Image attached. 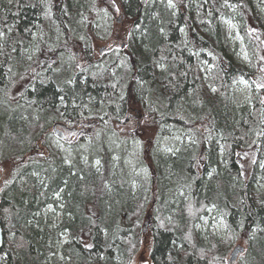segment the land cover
<instances>
[{"label": "trees", "instance_id": "trees-1", "mask_svg": "<svg viewBox=\"0 0 264 264\" xmlns=\"http://www.w3.org/2000/svg\"><path fill=\"white\" fill-rule=\"evenodd\" d=\"M170 1L121 0L137 27L127 54L80 70L65 45L91 55L107 40L103 0H0V169L14 164L0 264H132L144 220L148 264H228L237 240L239 264H264V0ZM221 18L236 24L247 65ZM241 79L252 103L231 106ZM130 113L140 130L120 129ZM60 121L89 122L90 134L68 144L48 133ZM42 137L47 156L33 153ZM209 212L222 235L198 228Z\"/></svg>", "mask_w": 264, "mask_h": 264}, {"label": "rangeland", "instance_id": "rangeland-1", "mask_svg": "<svg viewBox=\"0 0 264 264\" xmlns=\"http://www.w3.org/2000/svg\"><path fill=\"white\" fill-rule=\"evenodd\" d=\"M114 1L115 0H104L103 2L105 3L106 6L110 7L112 10L114 8ZM151 0H146V3ZM168 2L171 3L170 0ZM117 5L119 8H115L113 10L114 12V18L113 21L114 25L113 28L110 30L109 35H108V40L107 41H101V40H94L93 41V46H92V54L89 55L87 50V57L85 55L83 45L81 43H77L76 41H71L69 43V50L72 55V59H74L73 53L79 52L80 54H84V58L82 57L81 60L74 61V64L79 63L80 65H75L77 67H81V70L87 69L92 65L93 58L98 59L99 57L105 55L101 54L100 51L103 50L105 47L108 46V41H113L116 45L114 48H119L122 46V44L126 43L127 40L130 38V33L134 31L136 28H134L133 21H129L127 17L123 16L122 9L120 2L117 1ZM121 18V21L119 23L116 22V20ZM222 31H223V39L225 44L228 46L229 52L233 55V59L235 61H239L240 63H243L245 65L248 64V55H247V50L245 48V44L243 43V39L238 32V29L236 27V24L230 20V19H225L221 18L220 19ZM113 38V39H112ZM115 40V41H114ZM235 43L237 46H235ZM74 46V47H73ZM125 49V48H124ZM94 56V57H93ZM86 57V59H85ZM94 63V62H93ZM25 79V77L23 78ZM20 83L22 82V80ZM17 80V79H15ZM14 81V80H13ZM12 93V92H11ZM252 85L249 81H246L244 79L238 80L231 91V97H230V104L231 106H243L246 104H251L252 99ZM136 110L133 107L128 108L127 110ZM143 119H139L134 113L132 114L131 118L129 121L133 123L132 127L128 126L127 131L133 132V131H138L142 127L140 124L142 123ZM89 123V122H88ZM144 124V123H143ZM57 127L62 130L67 137L68 141H66L68 144L70 143H76L77 139L79 140L80 138L84 136H88L90 134L89 130L90 127H79V126H68L66 124H58ZM53 128H51L48 132H52ZM125 130V129H124ZM127 135V134H126ZM46 136V133H45ZM152 136V134H151ZM44 141V137L40 139V141L36 144L33 153L37 154L38 156H47V148L43 147L42 142ZM30 154V153H29ZM11 167H14L13 165H4L3 169H0V184L4 183L5 180H7L10 176ZM261 168L263 165L261 164ZM146 220H144V223ZM199 229H202L204 232L205 231H210L212 233H217L219 235H222L224 231L226 230V222L224 221V218L222 216L217 217L214 215L213 212H209L208 216L204 217L202 219L201 224L198 226ZM236 245H243L245 246V253L239 257V260L243 258L246 254L247 251V244L244 241L237 240ZM152 249V237L151 234H145L142 245L140 247V250L137 255H135L132 264H147L151 263V253ZM232 250V249H231ZM239 264V263H236Z\"/></svg>", "mask_w": 264, "mask_h": 264}, {"label": "water", "instance_id": "water-1", "mask_svg": "<svg viewBox=\"0 0 264 264\" xmlns=\"http://www.w3.org/2000/svg\"><path fill=\"white\" fill-rule=\"evenodd\" d=\"M62 136V133H61ZM1 202H2V196L0 194V249L3 246L4 243V233H3V227H2V219H1ZM151 229L152 226H148V223L145 224V228H144V232H147L148 229ZM244 252V247L243 246H237L233 249V251L231 252V258H230V262L233 264V262L235 260H237L239 254Z\"/></svg>", "mask_w": 264, "mask_h": 264}, {"label": "bare ground", "instance_id": "bare-ground-1", "mask_svg": "<svg viewBox=\"0 0 264 264\" xmlns=\"http://www.w3.org/2000/svg\"><path fill=\"white\" fill-rule=\"evenodd\" d=\"M69 43H70V41H67V43H66V45H65V51L67 52V54L68 55H70L71 56V58H72V55H71V52H70V50H69ZM113 53H117V52H115V51H110L109 53H107V55H110V54H113ZM94 57V56H93ZM102 58H104L103 56H101V57H99L98 59H95V57L93 58V62L94 63H96V62H99ZM39 65H40V67H46V68H48V65H46V64H42L41 62H39ZM49 133V132H48ZM243 255V254H242ZM242 255H239L238 256V258H237V260H235L233 263L234 264H236V263H238V261H239V257H241ZM148 264V263H147Z\"/></svg>", "mask_w": 264, "mask_h": 264}, {"label": "flooded vegetation", "instance_id": "flooded-vegetation-1", "mask_svg": "<svg viewBox=\"0 0 264 264\" xmlns=\"http://www.w3.org/2000/svg\"><path fill=\"white\" fill-rule=\"evenodd\" d=\"M78 55V53H76Z\"/></svg>", "mask_w": 264, "mask_h": 264}]
</instances>
